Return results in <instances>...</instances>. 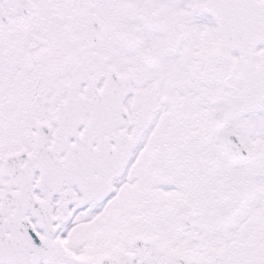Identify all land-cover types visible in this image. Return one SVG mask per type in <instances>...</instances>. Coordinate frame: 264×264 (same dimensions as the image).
Listing matches in <instances>:
<instances>
[{"label":"snow or ice","instance_id":"snow-or-ice-1","mask_svg":"<svg viewBox=\"0 0 264 264\" xmlns=\"http://www.w3.org/2000/svg\"><path fill=\"white\" fill-rule=\"evenodd\" d=\"M0 264H264V0H0Z\"/></svg>","mask_w":264,"mask_h":264}]
</instances>
